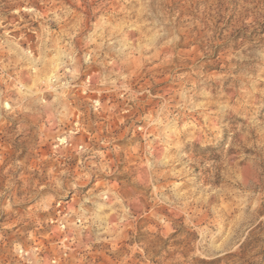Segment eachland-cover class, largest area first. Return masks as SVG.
<instances>
[{
  "label": "rangeland",
  "instance_id": "374dc122",
  "mask_svg": "<svg viewBox=\"0 0 264 264\" xmlns=\"http://www.w3.org/2000/svg\"><path fill=\"white\" fill-rule=\"evenodd\" d=\"M0 264H264V0H0Z\"/></svg>",
  "mask_w": 264,
  "mask_h": 264
}]
</instances>
